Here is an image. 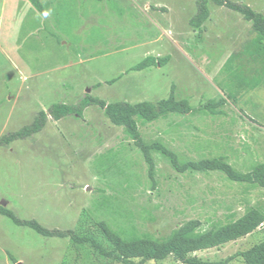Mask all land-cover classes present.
I'll use <instances>...</instances> for the list:
<instances>
[{"label": "rangeland", "instance_id": "1", "mask_svg": "<svg viewBox=\"0 0 264 264\" xmlns=\"http://www.w3.org/2000/svg\"><path fill=\"white\" fill-rule=\"evenodd\" d=\"M198 1L67 0L62 29L53 32L55 25L43 30V17L29 0H0V138L31 124L37 113L53 104L75 105L86 95L107 103H156L167 99L175 86L176 98L188 100L194 108L188 116L178 117L206 127L197 129L204 140L197 145L188 140L189 148L204 154H230L232 143L233 150L243 155L237 163L231 162L241 173L264 163V64L260 59L245 56L243 63L235 61L231 66V73L262 80L257 89L242 94L236 107L228 101L212 112L202 109L226 98L229 77L223 67L232 53L253 38L251 23L209 2V20L201 29H193L189 23ZM231 1L264 15V0ZM145 4L149 10H143ZM68 20L70 30H66ZM148 56L169 57V61L143 71L131 70ZM107 122L104 110L92 106L82 117L71 115L54 125L47 123L28 139L0 145V206L20 220L37 221L49 230L94 237L109 251L90 220L96 219L84 206L87 193L98 192L102 198H95L97 205L110 196L106 188L93 187L104 180L86 164L93 155L92 166L105 165L107 156L95 157L94 151L103 146L101 126ZM124 171L126 177L135 174L128 166ZM171 174L177 187L157 188L153 195L148 189L144 195L125 188L129 199L138 201L130 207L137 230L158 242L191 220L201 222L190 235L198 237L233 222L254 206L264 214V189L257 185L231 181L222 172ZM121 177L112 181L118 186L116 192L112 190L115 198L124 189ZM98 209V217L109 220L114 228L124 225L119 214ZM263 239L264 225L251 236L193 256L204 262L223 261ZM0 264L121 263L91 243L74 245L69 238L44 237L0 214ZM148 264L182 263L170 257ZM229 264L245 263L238 257Z\"/></svg>", "mask_w": 264, "mask_h": 264}, {"label": "trees", "instance_id": "2", "mask_svg": "<svg viewBox=\"0 0 264 264\" xmlns=\"http://www.w3.org/2000/svg\"><path fill=\"white\" fill-rule=\"evenodd\" d=\"M41 15L45 14V8L40 0H29ZM209 2H213L218 7H225L231 11L239 13L243 19L251 23L250 34L253 38L244 42L240 50L235 51L226 61L223 70L228 73L226 87L228 93L225 99L215 103H208L202 107L203 110L213 111L228 101L237 106V100L242 94L257 89L262 80L259 78H247L242 74L231 73L232 64L248 56L252 59H260L264 64V15L254 11L248 5H242L231 0H199L197 3V13L190 20L189 25L193 29H201L210 17L208 8ZM169 57L155 58L146 57L139 65L131 68L133 71H143L145 69L166 65ZM115 81V80H114ZM113 82V81H112ZM111 83V82H109ZM175 86H172L171 93L167 99L156 103L140 102H116L107 103L103 100L86 95L75 105H66L64 103L53 104L47 111L36 114L33 122L21 129L8 133L0 138L1 146H8L18 140H25L41 132L50 118L54 121H60L71 115L82 117L84 111L92 106L104 110V113L110 123L117 128H124L130 135L133 146L142 153L144 161L148 165V178L151 182L149 195L157 191L158 183L156 181V165L151 155V151L156 150L169 159L171 165L178 173L195 171L201 173L222 172L229 180L237 183L257 185L264 189V163L257 164L253 170L248 173H241L234 169L225 158L218 157L214 159H203L198 162L179 161L176 153L160 143L147 144L136 122V117H141L146 122H152L159 118L177 113L182 116H188L194 108L190 102L185 99H177L175 96ZM243 114V112L241 111ZM250 121L253 122L252 119ZM0 214L10 218L13 223L21 227H29L39 235L44 237H56L60 239L69 238L74 245H83L91 243L94 249L99 250L104 256L112 257L121 264H148L149 262H161L170 257L182 264H229L234 259L240 257L245 264H264V239L258 244L244 252H238L234 256L218 262H204L193 256L196 252L206 251L214 248H220L226 244L237 242L248 236L253 235L264 225V214L259 206H254L246 211L237 220L226 224L218 229L210 230L198 237L190 236L197 228L201 226L199 220H191L172 232L164 241L158 242L144 234L142 237L125 241L115 232H113L104 221H96L90 218L94 226L99 229L104 241L109 247V251L91 236L81 237L73 230H49L37 221H25L18 219L11 211L0 206ZM133 230V229H131ZM130 230V231H131ZM133 232V231H132ZM134 238L138 237L128 232ZM133 233H136L135 231ZM14 263L16 261L11 258Z\"/></svg>", "mask_w": 264, "mask_h": 264}, {"label": "crops", "instance_id": "3", "mask_svg": "<svg viewBox=\"0 0 264 264\" xmlns=\"http://www.w3.org/2000/svg\"><path fill=\"white\" fill-rule=\"evenodd\" d=\"M66 1L67 0H44V2L41 1V3L45 8V14L42 15L43 25H44L43 30H47L48 27L51 28V25H55L54 28L51 29L53 32H55V28L56 30L62 29L61 24H63L64 22L62 11H63V4ZM158 8H160V6ZM149 9L150 6L148 4H145L143 6V10H149ZM68 27H70L69 20L66 30L69 29ZM154 41L156 42V39ZM66 44L69 45V43ZM243 58L237 60L236 62L243 63L242 61ZM178 115L179 114L177 113L170 114L168 116L159 118L152 122H146L144 119H142L139 116L136 117V122L138 124L139 131L144 141L149 145L153 143H160L164 145L165 147L176 153L181 163H185L187 161L198 162L203 159H214L218 157L225 158L230 165H232L231 162L237 163L238 161H240L243 155H239L237 150H233L235 146L232 143L230 147L232 152L230 154L227 151L226 152L228 154H224L222 153V151L213 153L214 155L211 153L204 154L202 152L199 153L198 151L189 148L188 140L193 141V144L196 145L199 143L200 139L204 140V134L199 132L197 129H205L206 127L203 124L201 125L200 122L195 123V122H189L187 120L185 121L183 118L178 117ZM173 117H176V119H172ZM60 121H54L52 119H48L46 125L47 123H51V122L54 125V123L56 124L59 123ZM229 124H231V122H229ZM236 124L238 123H233V125ZM238 125L242 126L244 125V123H240ZM101 128L103 130L101 135L103 134L105 141L102 144L103 145L102 147H99L96 151H94V156L95 157L107 156V161L105 165L100 166L102 167V169L99 170L100 167H98L97 165L95 167L92 166V164L96 162L94 161L93 155H90L86 160V164L88 170H90L95 177H101L104 180V181H99L98 183L94 182L93 187L95 186L97 188H106V190L108 191L107 194H110V196H107L108 197L107 199L105 198L104 201L100 202L97 205L95 204V198L99 196L98 192H96L95 190V193H89V194L87 193L86 197L84 198V206L87 209L86 211L89 212L94 217V219H96L97 221H104L109 226V228L117 235H119L123 240L131 241L142 237L145 233L140 234V232L137 230L136 228L137 223L134 220L135 219L134 216L130 212L131 204L135 205L137 204L138 201H134V199L132 198L129 199L130 195L125 188H134L133 192L139 194L140 192H143V194L145 195L146 190L147 189L149 190V188H151V182L148 178V165L144 161L142 153L137 152L133 148L131 144L132 143L131 137L124 128H117L113 126L110 122H107V124L105 123L104 125L102 124ZM188 129H192L193 131H188ZM235 154L239 156L238 158L233 159V156ZM151 155L156 165V181L158 183L157 188L177 187V184L175 182L176 180L173 179L175 177L173 176V174H171L172 172L180 176L191 175V173H201L195 171L178 173L171 165L169 159L163 156L160 152L153 150L151 151ZM186 156H188L189 159H186ZM124 166H128L133 169L132 172L135 174L132 175L131 178L126 177L125 171L123 172ZM234 169L237 170L235 167ZM252 170L253 167L250 168L248 172ZM211 173H215V172H207L204 174L209 175ZM120 177L122 178L121 187L124 189L122 190L121 188L117 189L121 191L119 192L120 195L116 196L115 198V193L113 195L112 190L116 192L114 188L118 186L115 185L116 183H112V181L114 179L116 181ZM171 182H172V186H171ZM87 186L88 185H86V187ZM179 187H183V186H179ZM99 197L102 198L101 196ZM104 197L105 196H103V198ZM126 198L128 199L127 202H126ZM137 199L140 200L141 197L139 196V198ZM98 208H102L109 215H111V211H112V216L114 215V213L119 214L125 220L124 225L126 226L122 225L119 226L118 229L114 228L109 222V220L102 217H98L99 215L97 214V212L101 211ZM131 229L135 230V232L140 236L134 238L132 235H129L128 232Z\"/></svg>", "mask_w": 264, "mask_h": 264}]
</instances>
